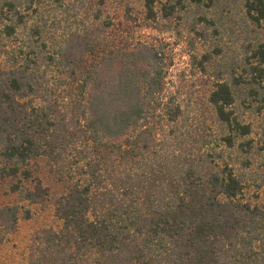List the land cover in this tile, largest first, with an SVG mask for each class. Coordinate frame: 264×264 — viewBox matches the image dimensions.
<instances>
[{"label":"trees","instance_id":"obj_1","mask_svg":"<svg viewBox=\"0 0 264 264\" xmlns=\"http://www.w3.org/2000/svg\"><path fill=\"white\" fill-rule=\"evenodd\" d=\"M144 6L155 20L154 0ZM244 7L253 20L264 18V0H245ZM19 8L17 0H0V41L15 39L26 25ZM173 9L162 8V17ZM110 25L104 19L71 33L51 51L41 41L42 54L15 46L1 54L9 67H0V179L29 180L27 166L45 157L50 173L66 184L54 204L61 226L36 237L28 264H264V209L241 199L242 180L227 164L216 165L220 153L188 126L158 52L135 54L137 62L147 57L150 73L125 66L120 84L91 99L93 73L83 59L102 48ZM41 34L36 27L32 37ZM255 56L244 78L219 75L209 94L223 131L213 140L221 152L252 150L250 140L237 144L252 131L237 110L253 109L251 101L264 96V51ZM50 69L59 74L48 84ZM13 191L30 204L48 197L40 182ZM19 210L0 206L5 232L16 230Z\"/></svg>","mask_w":264,"mask_h":264},{"label":"rangeland","instance_id":"obj_2","mask_svg":"<svg viewBox=\"0 0 264 264\" xmlns=\"http://www.w3.org/2000/svg\"><path fill=\"white\" fill-rule=\"evenodd\" d=\"M177 1L154 0L156 18L148 20L146 0H17L26 25L21 26L14 41H0V67H9L8 59L1 54L14 46L23 48L26 54H42L46 51L41 41L51 51L71 33H85L89 26L96 28L102 20H109V38L101 49L83 59L84 68L93 73L91 99L96 95L106 97L108 84H120L125 66L134 68L136 64L140 76L143 69L150 73L152 66L148 65L147 57L137 62L135 54L142 52L147 56L158 52L159 62L164 64L166 84L180 96L188 126L205 134L220 153L222 158L214 159L215 164L221 168L227 164L242 180L241 199L264 209V96L260 97V103L251 101L253 109L240 105L237 110L252 129L247 138L237 141L245 144L250 140L249 153L236 149L221 152L222 147L213 140L223 131L216 127L208 104L219 75L222 80H230L232 73L244 78L249 66L256 64L255 52L264 51V18L257 22L248 16L245 0H217L211 6H198L190 0H180L181 4L176 5ZM170 6L174 7L171 15L162 17L160 10ZM36 27L42 30L41 38L32 37ZM24 56L19 59L21 62H25ZM34 69L43 72L37 66ZM50 70L53 71L47 76L48 84L59 74L55 69ZM27 170L31 172L29 180L22 176L0 179V206L20 208L15 231L5 232L0 227V264H28L36 237L43 230H58L61 226L54 204L66 184L50 173L45 157L31 161ZM37 182L48 189V197L41 203L30 204L13 191L14 186H19L24 193ZM27 209L31 213L29 218L23 215Z\"/></svg>","mask_w":264,"mask_h":264}]
</instances>
